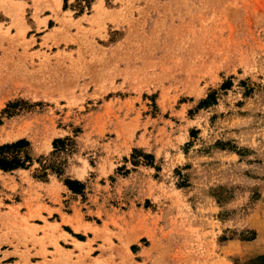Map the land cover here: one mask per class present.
<instances>
[{"label":"rangeland","instance_id":"1","mask_svg":"<svg viewBox=\"0 0 264 264\" xmlns=\"http://www.w3.org/2000/svg\"><path fill=\"white\" fill-rule=\"evenodd\" d=\"M0 4V145L76 144L0 173V264H264V0Z\"/></svg>","mask_w":264,"mask_h":264},{"label":"trees","instance_id":"2","mask_svg":"<svg viewBox=\"0 0 264 264\" xmlns=\"http://www.w3.org/2000/svg\"><path fill=\"white\" fill-rule=\"evenodd\" d=\"M230 87L229 82H225L221 85V90H226ZM216 94L211 92L207 98L202 101L199 107H208L215 104ZM22 101L9 102L3 109L2 113L6 117H12L16 114L17 107ZM79 132V131H77ZM75 141L73 138L65 136L63 138L54 139L52 142L53 150L49 156H40L36 160L32 157L30 144L25 139H19L11 143L0 145V171L3 173H9L16 170H28L31 168L33 161L38 163V167L34 169L32 177L42 182L47 181L50 174L55 175L57 178H61L64 174L66 165V159L64 157L70 156L75 153ZM143 159V165L151 166L153 163V157L149 154H144L142 151L133 150L131 155V164L138 166L141 164L139 159ZM64 186L73 194H83L84 184L76 180L65 178L62 180Z\"/></svg>","mask_w":264,"mask_h":264},{"label":"crops","instance_id":"3","mask_svg":"<svg viewBox=\"0 0 264 264\" xmlns=\"http://www.w3.org/2000/svg\"><path fill=\"white\" fill-rule=\"evenodd\" d=\"M18 2H19V1H18ZM0 5H1V4H0ZM0 15H3L1 8H0ZM0 20H1V19H0ZM0 173L3 174V172H1V171H0ZM38 184H39V185H47L48 183H41V182H40V183H38ZM63 187H64V186H63ZM61 191H62L63 193H65L64 190H63V188H61ZM61 196H62V195H61ZM62 198H63V197H62ZM5 199H6V198H3V199H1V201L4 202L3 200H5ZM14 202H49V200H48V201H46L45 199H43V200H41V199L38 200V199H35V198H34V199H31V198L28 199L27 196H21L19 201H14Z\"/></svg>","mask_w":264,"mask_h":264},{"label":"bare ground","instance_id":"4","mask_svg":"<svg viewBox=\"0 0 264 264\" xmlns=\"http://www.w3.org/2000/svg\"><path fill=\"white\" fill-rule=\"evenodd\" d=\"M73 230L77 232L79 229L77 227H75Z\"/></svg>","mask_w":264,"mask_h":264}]
</instances>
